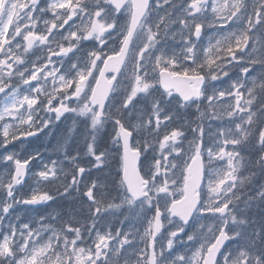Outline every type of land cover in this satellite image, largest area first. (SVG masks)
Instances as JSON below:
<instances>
[{
	"label": "snow or ice",
	"instance_id": "1",
	"mask_svg": "<svg viewBox=\"0 0 264 264\" xmlns=\"http://www.w3.org/2000/svg\"><path fill=\"white\" fill-rule=\"evenodd\" d=\"M0 264H264V0H0Z\"/></svg>",
	"mask_w": 264,
	"mask_h": 264
},
{
	"label": "rangeland",
	"instance_id": "2",
	"mask_svg": "<svg viewBox=\"0 0 264 264\" xmlns=\"http://www.w3.org/2000/svg\"><path fill=\"white\" fill-rule=\"evenodd\" d=\"M38 143V142H37ZM59 205H53V208H56V210H58V211H61V210H63L62 208H57ZM53 209L52 208H49V209H41V211H43V212H50V211H52Z\"/></svg>",
	"mask_w": 264,
	"mask_h": 264
}]
</instances>
